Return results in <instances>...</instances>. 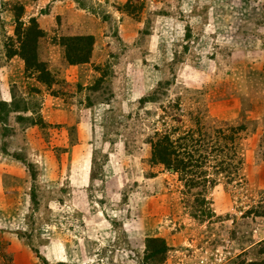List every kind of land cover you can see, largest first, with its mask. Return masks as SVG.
Here are the masks:
<instances>
[{
    "label": "rangeland",
    "instance_id": "obj_1",
    "mask_svg": "<svg viewBox=\"0 0 264 264\" xmlns=\"http://www.w3.org/2000/svg\"><path fill=\"white\" fill-rule=\"evenodd\" d=\"M0 117V264H264V0H0Z\"/></svg>",
    "mask_w": 264,
    "mask_h": 264
},
{
    "label": "trees",
    "instance_id": "obj_2",
    "mask_svg": "<svg viewBox=\"0 0 264 264\" xmlns=\"http://www.w3.org/2000/svg\"><path fill=\"white\" fill-rule=\"evenodd\" d=\"M18 24L22 26L23 23L19 22ZM21 30L23 31L24 29L22 28ZM43 36L44 32L40 29H37L35 32L29 31L25 36V39L28 40L22 43L19 52L16 54L7 53L9 54L8 57L18 55L28 70H35L38 74L40 73L38 78L41 83L51 86L54 83L51 74L45 68L41 69V64L38 62L36 55L37 39ZM60 45L65 49V58L70 65L75 66L89 63L93 46L92 37H62ZM42 73H45V75ZM152 157L154 163L161 164L175 173L184 172L185 162L179 160L176 152L172 150L171 145L167 141L159 142L154 146Z\"/></svg>",
    "mask_w": 264,
    "mask_h": 264
},
{
    "label": "crops",
    "instance_id": "obj_3",
    "mask_svg": "<svg viewBox=\"0 0 264 264\" xmlns=\"http://www.w3.org/2000/svg\"><path fill=\"white\" fill-rule=\"evenodd\" d=\"M12 60H13V59H11L10 62H13Z\"/></svg>",
    "mask_w": 264,
    "mask_h": 264
}]
</instances>
